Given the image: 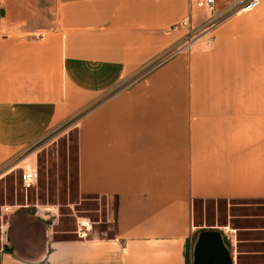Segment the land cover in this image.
I'll return each instance as SVG.
<instances>
[{
  "label": "crops",
  "instance_id": "0c3cea01",
  "mask_svg": "<svg viewBox=\"0 0 264 264\" xmlns=\"http://www.w3.org/2000/svg\"><path fill=\"white\" fill-rule=\"evenodd\" d=\"M40 1L0 0V170L71 123L106 226L44 206L2 222L0 264H264V0L169 57L194 0Z\"/></svg>",
  "mask_w": 264,
  "mask_h": 264
},
{
  "label": "rangeland",
  "instance_id": "374dc122",
  "mask_svg": "<svg viewBox=\"0 0 264 264\" xmlns=\"http://www.w3.org/2000/svg\"><path fill=\"white\" fill-rule=\"evenodd\" d=\"M51 1H40L41 8H45L42 12H47ZM75 142L72 124L63 125L1 168L0 210L3 208L5 214H0V227L3 222L10 230L11 225L23 221L21 219H25V225L34 224L42 218L44 206L51 208L47 220L54 223V230L59 234L73 235L76 220L81 217L87 218L94 228L106 226L103 203L95 198L80 197L77 193ZM29 165L36 168L37 179L26 189L22 185V172ZM203 210L205 207L196 204L195 221L201 222Z\"/></svg>",
  "mask_w": 264,
  "mask_h": 264
},
{
  "label": "built area",
  "instance_id": "2783aa9c",
  "mask_svg": "<svg viewBox=\"0 0 264 264\" xmlns=\"http://www.w3.org/2000/svg\"><path fill=\"white\" fill-rule=\"evenodd\" d=\"M262 0H194L196 6L204 9L208 13V19L206 21L203 31L197 33L191 30L187 21H183L177 28L182 27L187 30L188 37L184 45L179 46L167 57L172 56L182 51H188L192 44L205 36L207 33L214 30L218 25L242 12L250 11L256 8ZM212 37H206L207 46H211ZM37 179V172L23 170L22 172V185L24 188H29ZM88 225L85 224V227Z\"/></svg>",
  "mask_w": 264,
  "mask_h": 264
}]
</instances>
